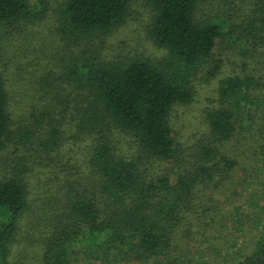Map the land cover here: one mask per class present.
Listing matches in <instances>:
<instances>
[{
  "label": "trees",
  "instance_id": "trees-1",
  "mask_svg": "<svg viewBox=\"0 0 264 264\" xmlns=\"http://www.w3.org/2000/svg\"><path fill=\"white\" fill-rule=\"evenodd\" d=\"M58 1L0 0V264H27L32 250L29 264H92L97 249L78 243L100 239L123 259L164 264L179 238L186 256L188 236L225 227L219 196L236 195L244 131L261 136L264 154L250 67L264 48V0H144L150 39L166 51L159 60L100 51L132 0ZM44 16L63 55L32 48ZM217 42L244 58L245 72L219 79L200 129L181 137L172 117L221 71ZM259 224L248 251L220 245L225 258L203 264H264Z\"/></svg>",
  "mask_w": 264,
  "mask_h": 264
},
{
  "label": "rangeland",
  "instance_id": "rangeland-1",
  "mask_svg": "<svg viewBox=\"0 0 264 264\" xmlns=\"http://www.w3.org/2000/svg\"><path fill=\"white\" fill-rule=\"evenodd\" d=\"M50 2L51 6L55 7L60 3L58 0H50ZM149 14L150 10L145 6L144 0H132L131 18L107 36L106 45L104 48H100V51L108 56L142 54L156 60L162 59L166 55V51L154 45L148 33ZM34 26L41 32L33 30L32 48H45L43 52L49 53L57 46L59 47L57 50L61 55L64 54L67 48H60L64 38H61L63 36L55 29L56 22L54 17L44 16L42 24L40 23L37 26L36 23ZM93 40L96 41V39ZM215 51L223 61L221 71L212 80L199 82L196 87L195 101L185 108L179 109V107L178 115L172 117L174 130H178L181 137L189 138L193 132H197L200 129L203 109L209 102H207L208 98L217 96L219 79L230 73L245 72L244 66L241 64L244 58L239 53H233L229 46L219 45L218 42L216 43ZM252 58L250 67H255L251 69L255 74V85L252 92L256 95L253 99L252 112L255 118L257 115L262 117L264 111L262 99L264 97V48L257 47ZM51 61L53 62V59ZM235 63L239 64V66H236ZM246 132H248V138L234 150L239 161L238 166H244L239 168L235 176V180L238 182L236 195L235 197H230L231 188L227 187L219 196L225 210V227H222L220 231L214 229L208 233L204 231L197 240L192 236H188L189 247H187L186 256L182 252V250L186 251V247L180 242L179 238L176 239L179 244L176 251L170 253L169 259H166L165 256L161 257L164 264H175L174 260L170 259L171 257L178 259L179 264H183L182 261L190 264H195L196 261L200 264L205 261L209 263L213 261L221 262L225 258L226 252L219 247L220 245L226 247L227 255L230 253L231 256H236L240 251H248L250 249L252 240H254L255 236H258L261 230L259 221L264 218V208L260 211V206L264 205V193L262 192L264 185L261 184V182L264 184V154L260 148L263 141L261 136L259 137L258 133L251 134V131L248 130L244 131V133ZM230 153L232 152L230 151ZM166 166H168L173 175L176 173L172 163H168ZM254 176L259 180L255 186L251 183V180H254ZM255 195L257 197L252 200ZM254 209H258V213L254 214L256 217H253L252 214ZM27 234L24 235L23 239H25ZM28 237L30 238L29 234ZM97 243L100 244L99 247L96 245ZM97 243H78L79 248L84 247L83 249L86 252H90L88 251L89 249H97L95 258H88V261L92 264H147V261L143 259L127 260L122 258L123 254H114L110 248V243L107 241L103 242L100 239ZM32 253H34L33 250L27 256V264L30 263V260H34ZM230 260L229 257L224 261L230 263Z\"/></svg>",
  "mask_w": 264,
  "mask_h": 264
}]
</instances>
